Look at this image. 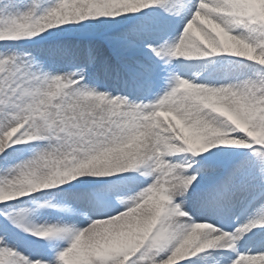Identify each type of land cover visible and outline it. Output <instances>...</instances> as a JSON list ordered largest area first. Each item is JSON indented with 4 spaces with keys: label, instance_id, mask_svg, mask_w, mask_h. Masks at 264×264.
Instances as JSON below:
<instances>
[{
    "label": "snow or ice",
    "instance_id": "1",
    "mask_svg": "<svg viewBox=\"0 0 264 264\" xmlns=\"http://www.w3.org/2000/svg\"><path fill=\"white\" fill-rule=\"evenodd\" d=\"M0 264H264V0H0Z\"/></svg>",
    "mask_w": 264,
    "mask_h": 264
}]
</instances>
